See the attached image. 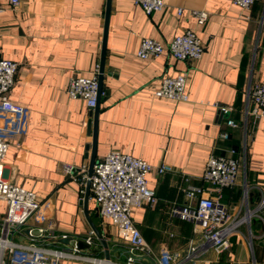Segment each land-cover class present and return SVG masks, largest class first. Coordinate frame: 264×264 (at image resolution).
<instances>
[{
  "label": "crops",
  "instance_id": "crops-1",
  "mask_svg": "<svg viewBox=\"0 0 264 264\" xmlns=\"http://www.w3.org/2000/svg\"><path fill=\"white\" fill-rule=\"evenodd\" d=\"M108 4L20 0L12 7L10 0H0V57L18 63L10 98L26 108L2 133L9 143L6 177L45 201L54 227L53 235L34 242L26 227L9 237L18 244L62 251L59 264H120L130 255L136 264H154L164 252L179 253L181 264H264V222L256 215L243 219L258 206L264 189V117L246 120L245 114L250 87L264 83V0L250 9L233 0H167L151 14L134 0H111L101 79L107 96L100 98L96 115L66 90L71 78L90 77L96 64L102 65ZM191 9L206 10L207 21L198 24ZM187 29L205 47L199 60H178L168 51L151 59L137 55L143 37L167 44ZM182 71L189 72L188 101L155 96L164 77ZM228 119L239 126H228ZM224 131L228 139L221 137ZM231 148L242 156L241 170L237 184L223 188L219 199L228 208V223H238L222 253L194 252L200 244L194 223L171 212L188 203L183 174L203 184L199 177L209 157ZM113 149L174 168L162 175L155 169L149 173L158 202L133 210L150 247L146 253H132L94 200L82 199L78 170ZM7 206L0 199V222ZM7 259L8 252L0 248V262Z\"/></svg>",
  "mask_w": 264,
  "mask_h": 264
},
{
  "label": "built area",
  "instance_id": "built-area-1",
  "mask_svg": "<svg viewBox=\"0 0 264 264\" xmlns=\"http://www.w3.org/2000/svg\"><path fill=\"white\" fill-rule=\"evenodd\" d=\"M259 0H233V3L243 9H250ZM20 0H10L12 7L19 4ZM147 14L162 10L167 0H134ZM3 7L0 5V11ZM183 13V8L178 9ZM191 15L197 23L203 25L208 19V12L204 9H191ZM168 51L178 60H199L205 47L193 29H187L174 37L169 43L164 44L153 38L143 37L137 55L142 59L160 57ZM18 71V63L0 57V199L8 204L5 215L0 222V248L8 252V259L0 264H59L64 253L60 250H50L34 243L18 244L9 235L26 227V234L31 242L51 233L53 226L48 223L45 213V201L40 199L32 189H27L6 177L5 158L8 153L9 143L2 133L7 128L12 117L22 115L26 108L23 104L10 98ZM101 64L97 63L94 73L90 77L80 76L70 79L67 94L73 99H83L90 110L96 108L99 98L107 96V90L100 87L99 77ZM189 72L182 71L173 77H164L161 86L154 92L157 97H165L177 101H188ZM224 113L229 109L214 103ZM246 120L252 117L254 121L264 117V83H253L249 89ZM227 125L238 127L234 119H228ZM223 139L229 138V133H221ZM241 157L237 150L231 148L228 154H212L206 164L205 171L200 181L196 184L191 175L183 174L187 182L184 187L188 203L185 206H173L172 215L194 223L195 232L199 235L200 244L194 247V252L214 250L222 253L229 247L228 236L235 227L228 223V208L220 201V192L223 188H233L238 181L241 170ZM71 170V167H67ZM158 175L173 171L168 163L153 166L146 160L113 149L105 157L95 162L93 171L90 167L82 166L78 170L81 175L82 199L86 198L87 188L90 189L91 199L98 205L100 214L109 219L119 229L120 237L130 245L132 253H146L150 250L141 230L133 220V210L143 205H154L158 197L154 189L149 186L148 175L152 170ZM78 180V178H77ZM206 184L209 189L204 185ZM211 192H215L213 196ZM264 189L260 192L258 206L248 210L244 220L256 215L264 222ZM33 220L34 223H30ZM242 220V218L238 219ZM15 229V230H14ZM87 241L91 243L92 235ZM180 254L163 255L154 264H181ZM120 264H136L134 255H130L126 262Z\"/></svg>",
  "mask_w": 264,
  "mask_h": 264
},
{
  "label": "water",
  "instance_id": "water-1",
  "mask_svg": "<svg viewBox=\"0 0 264 264\" xmlns=\"http://www.w3.org/2000/svg\"><path fill=\"white\" fill-rule=\"evenodd\" d=\"M110 6H111V0H109V4H108V11H107V17H106V29H105V35H104V45H103V56H102V65H101V74H100V77H99V81H100V87L102 88V75H103V59H104V56H105V52H106V38H107V30H108V22H109V13H110ZM100 100V98H99ZM99 103V102H98ZM96 112V115H97V112H98V105L96 106L95 109ZM91 110L93 113L94 111ZM222 111V110H221ZM223 112V111H222ZM224 113V112H223ZM95 164V161L92 160L91 163H90V173H92L93 171V166ZM89 194H90V189L89 187L87 188V193H86V198H85V203H88L89 202Z\"/></svg>",
  "mask_w": 264,
  "mask_h": 264
}]
</instances>
